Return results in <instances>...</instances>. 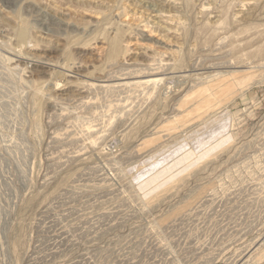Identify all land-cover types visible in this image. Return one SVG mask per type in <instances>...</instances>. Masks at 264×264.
<instances>
[{
	"label": "rangeland",
	"instance_id": "obj_1",
	"mask_svg": "<svg viewBox=\"0 0 264 264\" xmlns=\"http://www.w3.org/2000/svg\"><path fill=\"white\" fill-rule=\"evenodd\" d=\"M261 64L264 0H0V264H264Z\"/></svg>",
	"mask_w": 264,
	"mask_h": 264
},
{
	"label": "bare ground",
	"instance_id": "obj_2",
	"mask_svg": "<svg viewBox=\"0 0 264 264\" xmlns=\"http://www.w3.org/2000/svg\"><path fill=\"white\" fill-rule=\"evenodd\" d=\"M21 56V55H20ZM16 57V56H15ZM8 59H9V61H11L12 59L14 60V57L12 58V56L10 57V56H8ZM18 59V58H17ZM3 60V59H2ZM21 60V59H20ZM11 62H13V61H11ZM16 62V61H15ZM28 62V61H27ZM10 63V62H9ZM19 64V63H18ZM15 65H17V64H15ZM262 66H264L263 64H261ZM16 68V67H15ZM8 69V68H7ZM11 69V68H10ZM19 69V68H18ZM42 69V68H41ZM7 73V72H6ZM9 77V76H8ZM11 78V77H10ZM94 132V131H93ZM93 134V133H92ZM92 146V145H91Z\"/></svg>",
	"mask_w": 264,
	"mask_h": 264
}]
</instances>
